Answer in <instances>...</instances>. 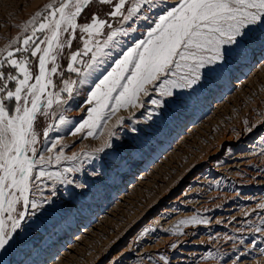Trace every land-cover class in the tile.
Wrapping results in <instances>:
<instances>
[{
  "label": "rangeland",
  "instance_id": "1",
  "mask_svg": "<svg viewBox=\"0 0 264 264\" xmlns=\"http://www.w3.org/2000/svg\"><path fill=\"white\" fill-rule=\"evenodd\" d=\"M50 2L0 0V50L22 47L23 38L32 32L31 25L27 31L23 26ZM155 2L157 6L145 13L149 20L137 21L134 34L117 37L119 48L107 50L111 55L87 83H79L84 77L67 70L70 54L83 50L87 34L77 29L71 47L57 50L58 70L42 99L59 92L67 103L58 104L54 99L47 114L37 115V159L43 155L53 158V163L37 165L34 175L41 166L58 172L80 164L81 171L68 176L84 187L57 183L53 204L27 218L14 234L4 254L6 264H143L138 255L155 243L159 245L156 252L142 256L151 264H233L238 255L236 264H264V44H253L227 63L205 71L198 85L177 90L173 98L159 97L149 85L150 94L140 96L143 107L119 110L106 128L93 129V136L87 135L88 128L73 135L88 119L93 105L87 101L98 79L114 67L127 48L146 39L160 15L182 0ZM133 3L129 0L126 7ZM110 10L94 0L77 23H90L95 14L114 29L120 28L121 19L108 16ZM123 27H128V22ZM108 31L105 28V33ZM37 38H43V33L38 32L33 40L39 42ZM67 38V34L61 37ZM13 40L19 43L11 44ZM25 57L36 74L37 57L15 52L14 58ZM52 66L49 63L48 68ZM76 67L83 69L79 64ZM3 71L17 74L7 65ZM72 81L76 83L69 99L61 89ZM14 87L15 82L10 81L9 89ZM153 99H163L164 107L156 108ZM149 113H153L151 120ZM61 115L69 122L57 128ZM121 117L124 124L118 126ZM109 130L119 134V139L113 140L119 151L97 153ZM54 143L55 148L48 151ZM61 151L65 157L75 153L82 160L56 163L54 157ZM86 153L96 158L84 159ZM238 162L249 164L245 172L237 169ZM52 183L46 178L33 181L44 187L46 196ZM30 198H39L35 187ZM199 201L208 206L207 211L198 208ZM149 206L152 209L137 222ZM193 217L200 222L181 223ZM135 221L138 224L124 237Z\"/></svg>",
  "mask_w": 264,
  "mask_h": 264
},
{
  "label": "snow or ice",
  "instance_id": "2",
  "mask_svg": "<svg viewBox=\"0 0 264 264\" xmlns=\"http://www.w3.org/2000/svg\"><path fill=\"white\" fill-rule=\"evenodd\" d=\"M98 2L110 6L107 15L119 17L120 28L114 29L108 20L95 14L91 16L90 23H77L94 0H51L43 12L37 11L23 26L27 31L31 25L32 32L23 38L22 47H16L15 51L10 50V46L0 50V251L10 246L14 234L27 218L36 216L38 210L53 204L57 183L84 187L74 184V180L68 176V173L80 172V164L58 172H49L41 166L34 175L37 165L53 163L51 157L41 155L37 159V132L34 128L37 115L47 114L54 99L58 104L67 103L61 99L59 92L49 94L46 101L42 99L52 84L51 76L58 70L57 50L71 47L77 29L87 34L83 50L73 51L70 54L71 62L67 65L69 72L84 77L79 83H87V78L97 72L111 55L107 50L119 48L121 41L117 37L134 34L137 31L134 26L136 22L148 21L149 16L145 13L157 6L155 0H134L130 7H126L129 0ZM41 19L42 22L38 23ZM125 22H128V27H123ZM105 28L110 31L105 33ZM38 32L43 33V38H37L39 42L33 40ZM63 34L69 38L62 40ZM100 36H105L103 41L97 39ZM17 43V40L11 42ZM256 43L264 44V0H182L178 6L160 15L147 31L146 39H139L127 48L114 61V67L98 79L88 97V104L93 105L88 110V119L75 129L73 135L88 128L87 135L93 136L95 133L92 130L106 128L107 121L119 110L143 107L140 96L150 94L149 85L159 97L173 98L177 90L198 85L205 71L227 63L234 54ZM42 44L46 46L42 48ZM15 52L37 57L38 72L33 73L28 57L14 58ZM85 56H88V60L83 59ZM49 63L53 65L50 69ZM77 64L82 65L83 69L76 67ZM5 65L15 69L17 74L4 72ZM33 80L34 83L31 82ZM10 81L15 82L14 90L9 89ZM75 83L65 82L61 89L68 93L69 99ZM151 103L156 108H163L165 101L153 99ZM152 115L149 113L148 120L152 119ZM68 122L61 115L56 127ZM123 124L124 118L121 117L117 125ZM44 135L47 136V131ZM114 139L118 140L119 134L109 130L107 139L95 151L103 153L107 149L118 152L119 147L114 144ZM54 148L55 143L48 151ZM83 158L96 157L86 153ZM54 159L56 163L62 159L82 160L75 153L65 157L63 151L56 154ZM42 178L53 181L47 196L42 185L33 184L34 180L40 181ZM33 187L39 191L38 199L30 198ZM199 222L195 217L181 221L183 224ZM256 231L261 229L257 228ZM261 251L264 252V249ZM239 259L238 255L236 260ZM236 260L233 264H236Z\"/></svg>",
  "mask_w": 264,
  "mask_h": 264
},
{
  "label": "bare ground",
  "instance_id": "3",
  "mask_svg": "<svg viewBox=\"0 0 264 264\" xmlns=\"http://www.w3.org/2000/svg\"><path fill=\"white\" fill-rule=\"evenodd\" d=\"M51 87V86H50ZM252 163V162H251ZM249 164H246V163H244V162H238L237 163V165H236V167H237V169H240V170H242L241 172H245L247 169H245V166L247 167ZM234 168V167H233ZM225 169V168H224ZM229 169V168H228ZM210 170V169H209ZM255 171V170H254ZM242 174V173H241ZM223 175V174H222ZM215 181V180H214ZM141 182V181H140ZM216 195V194H215ZM208 198V197H207ZM219 201V200H218ZM194 202V201H193ZM200 202V201H199ZM209 202V201H208ZM191 203V202H190ZM156 204V203H155ZM187 204V203H186ZM203 202H200V206L198 207L199 209H201V210H203V209H205V208H207L206 207V204H204ZM198 205V204H197ZM194 206V205H193ZM201 207V208H200ZM152 209V207H150L149 206V208L148 209H145V210H143V212L141 213V214H139V217L137 218V222H139L141 219H143L144 217H145V215H147L148 214V212L150 211ZM208 209H205V210H203V211H207ZM186 215V214H185ZM187 217V216H186ZM139 220V221H138ZM136 221L135 222H133V224H131V225H129V227L124 231V234H123V236L125 237V236H127L130 232H131V229H132V227L134 228V226L136 225V224H138ZM162 234V233H161ZM171 236V235H170ZM184 236V235H183ZM161 238V237H160ZM224 239V238H223ZM156 240V239H155ZM173 241V240H172ZM169 242V241H168ZM160 243V242H159ZM132 244V243H131ZM10 245H11V242H10ZM138 245V244H137ZM139 245H140V242H139ZM153 245V244H152ZM152 245H149L148 247H146L145 249H142V251H141V255L139 254L138 256H140L141 258H140V260L139 261H142L141 263H143V264H151L149 261H146V260H143V257L144 256H146V253L149 251V252H156V248H157V246H159V245H157L156 246V243L152 246ZM167 245V244H166ZM134 246V245H133ZM133 246H132V248H133ZM10 246H7L6 247V249L5 250H3V251H0V264H6V262L4 261V254H5V251L7 250V248H9ZM142 247V246H141ZM138 248H139V246H138ZM141 250V249H140ZM143 256V257H142ZM145 258V257H144ZM7 259V258H6ZM144 261V262H143ZM8 263V262H7ZM133 264V263H132ZM137 264H139V263H137Z\"/></svg>",
  "mask_w": 264,
  "mask_h": 264
}]
</instances>
